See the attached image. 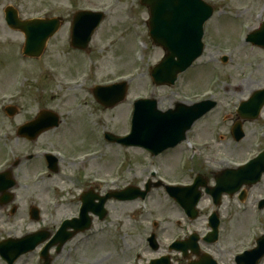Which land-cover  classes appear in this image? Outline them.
Segmentation results:
<instances>
[{
	"label": "rangeland",
	"instance_id": "374dc122",
	"mask_svg": "<svg viewBox=\"0 0 264 264\" xmlns=\"http://www.w3.org/2000/svg\"><path fill=\"white\" fill-rule=\"evenodd\" d=\"M205 1L216 13L205 26L204 55L169 88L155 87L150 77V70L163 59L164 52L150 39L149 12L140 0H0V104L6 106L13 99L12 107L18 110L10 119L0 116V121L22 122L45 109L58 113L62 119L58 129L44 133L35 144L14 139L16 147L28 152L38 149L40 153L39 158L27 164L28 168H19L24 176L21 179L31 180L37 172L39 177L30 189L17 191V206L22 207V212L19 210L5 224L0 219V225L7 230L4 237L19 238L40 224L56 231L64 220L78 216L80 195L90 189L94 195L104 196L130 186L143 190L158 180L191 183L196 177L207 179L211 187L214 174L226 168L217 158L243 161L254 152L251 143L255 141V131L264 128V109L257 121L243 122L246 137L240 143L233 140L231 130L239 121L237 107L255 92L264 90V50L240 40L245 33L259 28L261 18L264 19V0ZM10 5L24 19H65V25L49 41L41 58L23 57L24 36L10 31L4 22V9ZM82 9L106 13L87 53L70 46L73 15ZM19 72L22 73L16 78ZM123 80L129 82L127 100L110 109L100 106L93 96V87ZM148 98L157 101L163 112L174 109L176 103L194 105L208 98L218 105L194 125L188 133L189 143L183 142L155 158L143 149L106 144L104 133H130L134 102ZM42 152L60 155L58 174L48 176ZM126 154L129 158L125 161ZM27 169L30 178L26 176ZM156 172V178L152 177ZM201 192V216L192 224L186 222L163 187H152L144 202L112 199L106 204L108 217L102 223L95 220L88 235H80L67 244L60 256L55 249L50 250L52 264H128L136 254L140 255L138 264L166 255L171 256L170 264H188L196 260L191 251V258L184 259L182 253L170 252L168 247L175 236L189 235L192 229L198 230L200 237L206 233L209 214L215 208L205 188ZM250 192L245 213L236 200L226 196L222 199L217 210L223 221L220 247L198 241L201 249L221 264H235L236 254L256 247V233L259 237L264 234V209L260 213L256 202L258 197H264V177ZM32 206L40 209L42 223L29 220L27 209ZM258 214L263 217L259 219ZM158 222L160 225L153 226ZM239 228L242 230L238 234ZM152 234L160 244L156 252L146 241ZM114 242L119 243L118 249L113 248ZM31 263V256L17 262Z\"/></svg>",
	"mask_w": 264,
	"mask_h": 264
},
{
	"label": "water",
	"instance_id": "95a60500",
	"mask_svg": "<svg viewBox=\"0 0 264 264\" xmlns=\"http://www.w3.org/2000/svg\"><path fill=\"white\" fill-rule=\"evenodd\" d=\"M142 4L147 6L150 11V36L155 45L161 47L166 56L163 61L152 70V77L157 86H173L178 76L187 71L193 63L198 60L204 52L203 36L204 25L213 16V9L202 0H142ZM104 19L103 13L79 12L75 16L73 24L72 46L76 49L87 50L97 28ZM61 19L53 20H35L29 22H21L13 8H8L7 23L14 29L22 31L26 36L25 54L29 57H40L48 40L53 37L61 26ZM253 44L264 47V28L262 31L255 33L251 37ZM263 94V96H261ZM256 94L250 103L243 106L240 115L243 117L254 118L259 115L264 105V93ZM97 101L106 108H114L125 101L127 95L126 84H120L114 87H98L94 91ZM215 106L214 103H203L192 108L184 105H177L175 110L163 113L158 110L156 101H140L136 105L134 116L133 134L127 139L116 140L107 135V139L111 142H119L126 146L143 147L154 155H158L168 148L175 147L186 139L192 125L207 114ZM253 112L247 114V109ZM49 116V117H47ZM44 121H51L49 127H44L41 132L59 126L58 116H50V113L43 112L39 116L34 127L44 124ZM42 124V125H43ZM41 125V126H42ZM40 128V127H39ZM240 132V126L236 129V134ZM262 168L254 169L253 174L248 171L242 174L240 171L228 170L218 176L216 189L208 190V193L216 197L219 203L220 196L226 192L234 194L241 188L237 185L235 188L227 187L226 179L229 176H248L247 185L256 184L263 173L264 160L259 158ZM50 168L57 172L56 161H50ZM255 165V163L253 164ZM250 172V173H249ZM250 176H256L251 179ZM203 186L201 179H198L194 187L185 190L168 189L170 194L176 198L184 207L187 214L195 218L197 216L196 206L201 197L199 188ZM150 191V189H149ZM139 192L135 189H127L126 191L116 192L113 196L100 199V204L95 208V197L88 194L84 198V207L79 220L67 221L58 232L56 239L52 245H59L61 249L64 244L73 239L77 234L86 232L91 228V219L89 213L93 212L100 218L106 216L105 204L110 198L121 201H133L136 199H145L148 192ZM178 192V193H176ZM211 242L216 240L218 222L213 219ZM73 232H68V230ZM34 237H28L24 244L33 242ZM197 240L191 239L189 243H177L173 248L182 252L185 258H188V251L191 250L198 257V261L190 264H214L208 257L199 253L196 245ZM23 244V245H24ZM22 245V246H23ZM35 248H21V242L10 241L0 246V252L3 257L12 264L19 256ZM14 249L19 252L12 255ZM264 257V238L259 240V247L247 253L243 257L238 258L240 264H259ZM45 264H50L47 254L44 256ZM165 263L156 262L154 264H169L168 259Z\"/></svg>",
	"mask_w": 264,
	"mask_h": 264
},
{
	"label": "flooded vegetation",
	"instance_id": "af4514ba",
	"mask_svg": "<svg viewBox=\"0 0 264 264\" xmlns=\"http://www.w3.org/2000/svg\"><path fill=\"white\" fill-rule=\"evenodd\" d=\"M11 121L12 120H10V122H8V121H6L4 119L2 121H0V218H2L3 214H6V213L14 214L13 212L18 213L19 210L21 211V209L18 206H14V205L7 206V201L10 198L11 195H10V193L3 192L2 191L3 188H5L7 185H9L11 183H14V185L16 187L15 190H14V193L16 194V202H17V200L19 198V194L17 192L18 190L19 191L28 190V189H30L31 187H33L35 185L33 177H32L31 180H26V182H28V183L22 184L20 182V179L24 178V176H22L19 173V171H20L19 168L21 169V167L23 165H25V167L28 168L27 164H31L35 158L32 156V153L31 154L28 153V155L23 156V150L20 147H16V145H15L16 142H15L14 139H17L18 142L19 141H25V142L30 143V144H35L37 140L36 141H28L26 138L21 137L20 136V128H21L22 124L21 123L20 124H16V123L13 124ZM8 142L12 144L11 145V147H12L11 150H12V153H13V157H12V159L10 161L7 158V151H6ZM29 173H30V171L27 169L26 176L28 178H30V176H31ZM213 177H214V179H213L214 181L213 182L215 183V176H213ZM204 182L207 184L208 180L204 179ZM207 186H208V184H207ZM240 186H241V183H240ZM234 187H236V185ZM252 189L251 188L247 189L246 184L245 183L242 184V188H241V190H240V192H239V194L237 196L238 199L240 200V198L242 196H244V198L246 200V198L248 196V193ZM93 192H95V191L93 190ZM98 196H99V193H98ZM211 203L213 205V201ZM262 204L263 203H261V205ZM214 212H215V209L211 212V214H209V217H208V220H207V224H206L207 231L203 235V237L206 236L210 232L209 227H208V223H209V218L212 216V214ZM216 212H218V211H216ZM219 219H221V218H219ZM196 221H198V219ZM40 230L46 231V234L49 236L50 241L52 240V238H53V236L55 234L54 231H51V229L48 228V227L43 228L42 226H38V228L35 230V232H39ZM193 231L196 232V233H199V231L196 230V229H194ZM43 247L44 246H41L40 248H38L32 254L34 257L35 256L37 257V264H44L45 263L44 259L41 260L39 258V253H40V251H41V249ZM54 249L55 248H53L52 251ZM56 254H57V256H60L61 252L58 253V251H57ZM49 259L52 262L54 260V258H52L51 256H50Z\"/></svg>",
	"mask_w": 264,
	"mask_h": 264
},
{
	"label": "bare ground",
	"instance_id": "6f19581e",
	"mask_svg": "<svg viewBox=\"0 0 264 264\" xmlns=\"http://www.w3.org/2000/svg\"><path fill=\"white\" fill-rule=\"evenodd\" d=\"M241 230H242V228H239L237 231H236V233H240L241 232Z\"/></svg>",
	"mask_w": 264,
	"mask_h": 264
}]
</instances>
